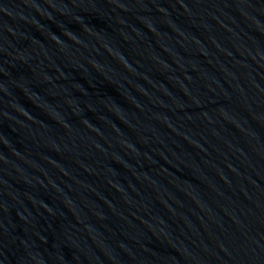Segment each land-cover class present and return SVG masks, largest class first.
<instances>
[{"label":"water","instance_id":"water-1","mask_svg":"<svg viewBox=\"0 0 264 264\" xmlns=\"http://www.w3.org/2000/svg\"><path fill=\"white\" fill-rule=\"evenodd\" d=\"M0 264H264V0H0Z\"/></svg>","mask_w":264,"mask_h":264}]
</instances>
